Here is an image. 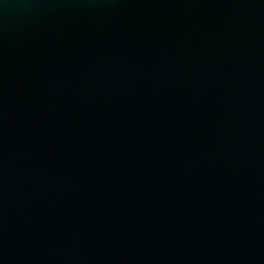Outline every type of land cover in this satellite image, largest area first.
I'll return each mask as SVG.
<instances>
[{"label": "water", "instance_id": "1", "mask_svg": "<svg viewBox=\"0 0 264 264\" xmlns=\"http://www.w3.org/2000/svg\"><path fill=\"white\" fill-rule=\"evenodd\" d=\"M0 264H264V0H0Z\"/></svg>", "mask_w": 264, "mask_h": 264}]
</instances>
